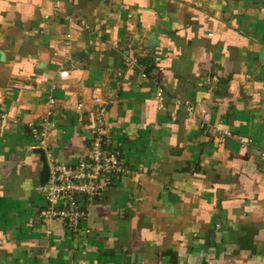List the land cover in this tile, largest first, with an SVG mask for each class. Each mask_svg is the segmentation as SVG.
Instances as JSON below:
<instances>
[{"label": "crops", "instance_id": "crops-1", "mask_svg": "<svg viewBox=\"0 0 264 264\" xmlns=\"http://www.w3.org/2000/svg\"><path fill=\"white\" fill-rule=\"evenodd\" d=\"M261 49L264 0H0V264H264ZM100 127L125 171L73 229L34 149Z\"/></svg>", "mask_w": 264, "mask_h": 264}, {"label": "built area", "instance_id": "built-area-1", "mask_svg": "<svg viewBox=\"0 0 264 264\" xmlns=\"http://www.w3.org/2000/svg\"><path fill=\"white\" fill-rule=\"evenodd\" d=\"M67 74V70L61 71V75ZM158 96L163 95V91L159 90ZM97 100H99L97 98ZM189 110H193L194 106L190 101H185ZM104 108L101 109L97 122L102 125ZM52 111H48L43 118V133L46 132V125L49 124ZM201 117L203 121L209 120V112L202 109ZM5 117V115H2ZM102 128H98L93 138H91L90 153L86 157H81L74 164L64 165L62 163L53 162L50 164V175L43 187L45 202L47 208L44 215L54 214L62 219L70 228L76 229L80 219L85 212L80 205V194L93 196L97 194L103 187L104 177H115L119 173L125 171V165L121 157V152L116 148H108L106 139L101 132ZM230 134L229 131H226ZM249 137H240L239 142L242 146L252 143ZM58 207L56 209L55 207Z\"/></svg>", "mask_w": 264, "mask_h": 264}, {"label": "water", "instance_id": "water-1", "mask_svg": "<svg viewBox=\"0 0 264 264\" xmlns=\"http://www.w3.org/2000/svg\"><path fill=\"white\" fill-rule=\"evenodd\" d=\"M260 54L262 56H264V50L263 49L260 50ZM111 85H114V81L111 83ZM34 151L38 152L41 156V160L43 162V168H42L41 173H40V181L42 184H45V182L47 181V179L49 178V175H50V166L48 163L47 155H46L44 148H42V147H36L34 149Z\"/></svg>", "mask_w": 264, "mask_h": 264}]
</instances>
